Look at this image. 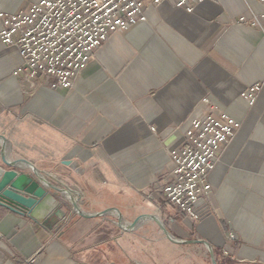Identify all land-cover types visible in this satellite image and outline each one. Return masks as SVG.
I'll return each mask as SVG.
<instances>
[{
    "label": "crops",
    "instance_id": "crops-1",
    "mask_svg": "<svg viewBox=\"0 0 264 264\" xmlns=\"http://www.w3.org/2000/svg\"><path fill=\"white\" fill-rule=\"evenodd\" d=\"M39 1L0 0V13ZM143 12L146 22L110 34L68 90L14 76L19 55L0 43V136L7 160L71 189L83 213L114 208L125 226L155 216L181 243L150 220L123 232L113 215L84 219L69 209L49 231L0 207V264H213L202 242L215 264H264V88L252 105L241 97L264 81V38L248 23L264 9L207 0L191 12L168 3ZM222 113L239 128L192 220L162 193L170 153L192 120Z\"/></svg>",
    "mask_w": 264,
    "mask_h": 264
},
{
    "label": "built area",
    "instance_id": "built-area-1",
    "mask_svg": "<svg viewBox=\"0 0 264 264\" xmlns=\"http://www.w3.org/2000/svg\"><path fill=\"white\" fill-rule=\"evenodd\" d=\"M207 0H41L14 14L0 13V43L14 48L20 65L13 75L42 77L51 89H71L92 54L108 36L146 22L144 6L163 3L191 12ZM262 5L264 0H253ZM239 17L237 23H245ZM251 27L264 38V13L252 15ZM262 84L250 87L241 97L252 105ZM239 123L228 115L207 114L190 122L179 148L171 151V180L162 193L166 202L192 220L197 202L210 190L209 174L221 148L234 137ZM234 239L233 234L228 235Z\"/></svg>",
    "mask_w": 264,
    "mask_h": 264
},
{
    "label": "water",
    "instance_id": "water-1",
    "mask_svg": "<svg viewBox=\"0 0 264 264\" xmlns=\"http://www.w3.org/2000/svg\"><path fill=\"white\" fill-rule=\"evenodd\" d=\"M5 149L4 137L0 136V207L28 217L49 231H57L65 223L69 209L84 219L113 215L118 228L123 232L135 229L144 220H150L168 241L181 243L169 234L155 216L140 215L125 226L121 214L114 208L95 214L83 213L71 189L49 179L24 160H7ZM67 166L73 169V166ZM202 244L208 248L212 263L215 264L212 249L206 242Z\"/></svg>",
    "mask_w": 264,
    "mask_h": 264
}]
</instances>
